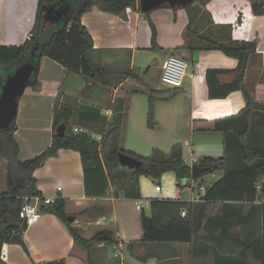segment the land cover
Masks as SVG:
<instances>
[{"label": "crops", "instance_id": "obj_1", "mask_svg": "<svg viewBox=\"0 0 264 264\" xmlns=\"http://www.w3.org/2000/svg\"><path fill=\"white\" fill-rule=\"evenodd\" d=\"M68 1L76 8H79L83 2L78 0L79 4H74V0ZM255 1L259 0H200L199 2L197 0L194 5L202 9L193 27L199 34L207 32L223 40L232 38L256 42V51L248 60L244 83L254 98L264 103V14L258 15L253 12L252 2ZM38 6L39 0H0L1 45H20L30 37L36 23ZM150 18L158 30L159 49L152 48V30L147 16L140 9V2L139 9L131 7L127 9L126 19L94 6L82 15V22L90 30L95 47L103 50L104 63L131 62V68L139 66L144 69L155 61L160 62L161 69L163 59L175 51L176 47L184 44V31L189 23V15L185 7L175 10L172 7L162 6L152 10ZM199 51V59L196 61L195 56L190 59L188 52L183 50V53L187 55L185 60L189 63V67L183 84L178 87V92L182 93L187 100L186 110L189 117L188 120H184L179 114H173L176 120L174 128H183L185 131L189 126L191 135L197 132V134H204L206 138L213 137L216 141L217 138L220 139L221 134V141L216 144L218 146L213 150L210 149L211 147L204 148L203 151L199 150L201 155L216 159L225 157L223 166L217 170H222L223 174L227 170L243 169L247 161L244 152L249 150L250 146L264 152V121L261 115L256 116L255 120L258 121L248 138L240 140L233 138L232 144L228 146L227 152L225 151L223 132L216 128V121L236 115L246 106V101L240 90L232 92L226 98L211 99L206 71L209 68L233 69L237 60L217 49ZM175 53L178 55L176 51ZM146 55L149 56L145 58ZM136 62L139 65H136ZM38 79V86H27L19 98L17 114L19 117L16 121L18 129L15 136L19 144L18 156L22 161L36 157L51 145L54 134V100L60 91L72 98L68 101L70 103L77 101L79 104L100 109V114L88 126L81 123L82 116L79 118L76 116L72 123L73 129L83 127L89 130L93 127L92 129H95L93 134L103 135V129L107 127L106 123L113 118V104L118 89L96 83L88 90L87 79L83 75L75 72L68 73L61 63L47 56L41 59ZM132 95L128 97L123 113L128 110L132 100H137ZM160 99L168 100L169 98ZM78 110L93 111L81 106H78ZM183 110L184 106L182 112ZM240 128L241 123L235 125L232 131L237 135ZM192 142L191 139L189 142L182 143L184 159L190 166L199 163L202 159L196 154ZM201 142L207 145L203 139ZM186 145L190 153L189 158L185 157ZM199 147L203 148L201 145ZM213 174L214 176L211 173V177L218 179V173ZM5 175L6 162L0 159V191L6 189ZM34 176L42 196L67 200V212L71 215L76 214V220L72 224L74 227L83 229L86 238L92 237L96 231H99H91V226L101 225L100 230L113 233L119 249L122 248V241L130 242L141 238L143 234L141 218L139 231L137 223L134 228L130 227L131 222L137 220V216L133 217V214L134 211L142 210L151 214V199L190 201L193 209L197 211L200 209V212H203V221L197 226L193 244L163 243L146 246L144 249L146 261L135 256L139 264H214L216 251L224 257H230L244 249H247L246 263H261L259 256L262 250L259 251L258 256L256 247H249L252 241L250 236L254 235L252 238L260 236L261 226L255 224L249 226V233L252 231L254 234H250L248 238L247 234L242 236L240 234L244 226L235 224L249 213V205L235 211L230 207H223L220 202L198 206L196 204L199 200H190L197 194L191 192L186 196V193L183 194L179 190L177 192L176 175L172 171L166 172L157 182L153 178L140 176L141 198L138 199L142 200V209L137 208L138 199L128 198L123 192H120L118 196L113 195L114 188H111L108 197H88L82 157L80 152L74 149L61 148L57 154L49 156L41 166L35 169ZM163 180L168 182V189L163 190L164 192L156 191V185ZM192 180L191 178L190 181ZM152 182L156 184L153 186ZM58 186L62 187L60 191L57 190ZM119 203L121 207L125 206L129 209L119 210L117 208ZM47 206H42L41 218L29 224L21 234L26 248L13 241L4 243L2 260L5 264H34L35 261H52L61 258H65L67 264H89L86 250L74 240L66 224L54 213L46 210ZM85 209L87 211L82 212ZM188 209L191 210L187 204L181 209V213ZM112 218L114 221H111ZM228 219L231 220L228 221ZM134 229H136V236L131 234ZM103 247L98 245V248ZM104 257L105 253L101 254L105 262Z\"/></svg>", "mask_w": 264, "mask_h": 264}, {"label": "trees", "instance_id": "obj_2", "mask_svg": "<svg viewBox=\"0 0 264 264\" xmlns=\"http://www.w3.org/2000/svg\"><path fill=\"white\" fill-rule=\"evenodd\" d=\"M194 3L186 7L189 23L184 31L185 42L174 50L178 54H182L180 56L184 59L187 55L183 53V50H186L191 59L196 50L217 49L237 60L233 69L209 68L206 71V81L211 99L226 98L238 90L242 91L245 97L246 106L239 113L216 121V128L223 132V141L227 152L233 138L246 139L253 132L254 125L258 121L255 120L256 116L261 115V119L264 121V103L257 101L244 83L248 60L250 55L256 51L257 44L255 41L232 38L223 40L207 32L199 34L193 26L202 8ZM94 6L126 19L127 9L130 7L139 9V1L83 0L81 6L76 8L68 0H39L36 23L30 37L20 45L0 44V81L7 77L3 76V70L13 65L17 66L18 61L23 58V61H31L35 66L30 85L37 87L40 62L44 56H47L61 63L68 73L75 72L83 75L87 79L86 88L88 90L96 83L118 89L113 104V118L106 123L107 127L103 129L101 141H98L91 133L76 132L71 126L76 116L78 118L82 116L81 123L88 126L100 114V109L91 105L79 104L77 101L70 103L68 101L72 98L61 91L54 100L52 143L36 157L25 161L19 158V144L15 136L18 129L16 121L8 128L0 129V159L6 162V189L0 191V264L4 262L2 260L4 243L10 242L15 233L23 234L29 226L19 215L23 196L41 195V191L37 187V179L34 176L35 169L41 166L49 156L57 154L61 148L80 152L88 197H108L111 188H114L113 195L115 196L123 192L128 198H141L140 176L142 175L160 179L163 174L172 171L176 175L178 189L184 187L182 184L184 178H192V168L184 159L183 145L180 142L175 143L169 152L156 147L148 156L126 151L112 144L114 136L122 130L123 111L130 95L135 92H145L153 104L158 98L174 96L179 89L162 83L161 69L156 66L157 62L155 61H152L143 70L137 67L131 68L129 62L104 63L103 50L95 47L90 30L82 22V15ZM165 6L170 7L169 5ZM252 9L255 14H264V0L252 2ZM145 15L152 30V48L159 49L157 27L150 18V12ZM126 64H129L130 67L128 68ZM78 106L93 111H81L78 110ZM61 123L67 125V132L64 136H57L56 128ZM239 123H241V128L236 135L232 130ZM120 151L140 159L143 166L138 169L122 166L119 159ZM244 156L247 160L245 168L227 170L223 176L210 183L204 180L200 183V186L206 185L207 187L206 198L200 199L196 205L207 206L210 203L220 202L223 207H230L233 211L249 205V213L244 215L242 220L236 221L235 224L244 226L240 234L241 236L247 234V237L254 234L252 231L249 233V226L253 224L261 226L260 236L252 238L253 235L248 238L252 240L249 247H256L258 256L259 251L262 250L259 257L260 264H264V181H262L260 189L257 186L264 176V152L250 146L249 150L244 152ZM224 158L204 157L200 159L199 164L207 168L211 174L223 166ZM187 204L191 210L188 209L186 215L182 216L181 209ZM47 205L46 210L54 213L64 222L74 240L86 250L89 264H96L93 250L97 243L112 244L115 242L113 233L108 230L96 231L90 238L84 237L83 229L74 227L68 220L69 213L66 210L67 200L65 198L58 197L54 203ZM191 205L192 202L180 199H151V214L148 215L144 210L141 211L143 229L141 238L128 243V249L132 255L146 261V254H141L145 251L146 246L163 243L193 244L197 226L203 221V212H200V209L198 211L193 209L194 207ZM85 211L87 209L82 212ZM228 224L230 223L228 222ZM246 251L247 249H244L230 257H224L216 251L214 264H248L245 260ZM34 264H67V262L65 258H61L52 261H35Z\"/></svg>", "mask_w": 264, "mask_h": 264}, {"label": "rangeland", "instance_id": "obj_3", "mask_svg": "<svg viewBox=\"0 0 264 264\" xmlns=\"http://www.w3.org/2000/svg\"><path fill=\"white\" fill-rule=\"evenodd\" d=\"M200 0H198L199 2ZM79 4L78 0H74V4ZM149 55L144 56L145 58ZM180 56V54H178ZM23 62V58L18 61V64ZM131 64V62H129ZM160 62H157L156 66L160 67ZM129 68L130 65L126 64ZM136 65H139L138 62H136ZM137 68H140L139 66H136ZM16 66L12 67H6L2 72L3 76L6 77L8 73L13 72ZM141 70L142 67L140 68ZM190 70V69H189ZM134 97L137 98V100H132L128 110L124 113V124L122 126V130L118 135L114 136V140H112V144L114 146H118L119 148H123L126 151L135 152L139 155L148 156L151 154L152 150L156 147L161 148L165 151H170L172 149V146L177 143H185L189 142L191 139L193 140L192 145H194V149H196V154L200 156V158H203L204 155H201L202 153L199 150H204V148L209 149L208 147H211L210 149L213 150L214 147L218 146V144L221 141V134L220 139L217 141L213 137L206 138L204 137V134H197L193 133V135L190 134V131L188 129L189 126L186 127L185 131L183 128H174L176 120L173 116V114H179L184 120H188V114H187V100L183 96L182 93L177 92L174 96L169 98L168 100L160 99L154 101L152 104L149 99V95L145 92H139L134 93ZM132 95V96H133ZM184 106V110L182 112ZM19 117V115L16 117ZM74 121H72L73 123ZM71 123V126L73 124ZM163 123V125H161ZM187 125V124H186ZM89 128V127H88ZM93 128V127H92ZM89 128L90 133L93 134L95 129ZM95 134V133H94ZM219 135V134H218ZM216 138V136H215ZM201 139L203 141L207 142V145H204L201 142ZM203 146V148H200L199 146ZM186 152L185 157L189 158L190 153L187 151L188 146L186 145ZM219 176L223 175V171L219 170L216 171ZM164 175V174H163ZM150 178V177H149ZM217 178H212L210 173H207L203 175L200 179L196 181H190L188 178H184L182 180V184L184 187L182 189H178L177 186V192L178 190L181 191L183 194L186 193V196L190 195L191 192L193 194H198L200 183L204 180L207 182H211L213 180H216ZM160 179H155V181H160ZM156 183L152 182V185L154 186ZM162 184L164 185V191L168 189V182L165 180L162 181ZM193 189V190H192ZM163 191V192H164ZM146 206V205H145ZM117 208L119 210H128L125 206L121 207V204L119 203L117 205ZM148 215L150 213L146 211ZM76 215L75 213H73ZM141 211H134L133 217L136 215L137 220L136 222H131V228L135 227V224L138 225V231L140 226V216ZM114 218L111 219V221ZM91 231L100 230L101 225H93L91 226ZM132 236H136V229L132 231ZM86 236V235H85ZM84 236V237H85ZM133 238V237H132ZM114 243L117 244V241ZM114 243L107 244L103 248H98L97 246L99 243H97V246L94 248V257L96 260V264H120V263H127V264H139V261L135 256L132 255L130 250L128 249V243L126 241H122V248H115ZM105 253V262L101 258V254ZM145 251L141 252V254H144ZM100 254V255H99ZM146 254V253H145Z\"/></svg>", "mask_w": 264, "mask_h": 264}, {"label": "water", "instance_id": "obj_4", "mask_svg": "<svg viewBox=\"0 0 264 264\" xmlns=\"http://www.w3.org/2000/svg\"><path fill=\"white\" fill-rule=\"evenodd\" d=\"M195 1L196 0H139L140 9L144 13L151 12L165 5H169L172 8H186ZM199 52V50H196L194 53L196 61L199 59ZM171 54L176 53L172 51ZM34 67L31 61H23L19 63L14 71L8 74L4 80L0 81V129L8 128L16 120L19 98L31 83ZM66 132L67 125L65 123L59 124L56 128L57 136H64ZM119 159L122 166H126L130 169H138L143 166V162L140 159L122 151L119 152ZM191 168L193 180H198L203 175L209 173L207 168L201 166L199 163L192 164ZM201 198L205 199L206 195H202ZM68 220L73 223L76 220V216L69 214ZM11 241L26 248V243L20 233H15ZM2 264L5 263L3 262Z\"/></svg>", "mask_w": 264, "mask_h": 264}, {"label": "built area", "instance_id": "obj_5", "mask_svg": "<svg viewBox=\"0 0 264 264\" xmlns=\"http://www.w3.org/2000/svg\"><path fill=\"white\" fill-rule=\"evenodd\" d=\"M130 9V8H128ZM189 67V63L187 60L178 56L177 54H169L168 57L163 59L161 63V80L164 84L170 87H179L183 84L184 78L187 73V68ZM74 130L85 131L90 133V131L83 127H75ZM92 134V133H91ZM98 141L102 140V136L92 134ZM214 176V174L212 173ZM193 181V180H192ZM264 181L263 179L257 184L258 189L261 188V183ZM206 185L199 186V193L196 196L191 197V201L200 200L201 195L205 194ZM62 189L61 186L57 187V190L60 191ZM156 191H163L164 185L162 183H158L155 187ZM58 197L53 196H41V195H25L23 196V203L19 210L20 217L27 222L28 224L34 223L38 221L42 216V206L50 203H54ZM137 208L142 209V200H137ZM182 216L186 215V211H182ZM104 242L99 243L100 247L105 246ZM114 247L117 248L118 245L115 243Z\"/></svg>", "mask_w": 264, "mask_h": 264}]
</instances>
